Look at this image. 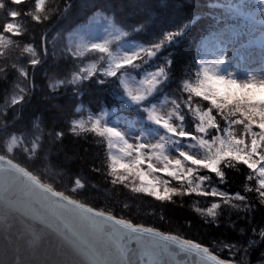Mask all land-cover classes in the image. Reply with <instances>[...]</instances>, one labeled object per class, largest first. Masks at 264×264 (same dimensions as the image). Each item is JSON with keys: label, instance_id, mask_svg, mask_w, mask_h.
<instances>
[{"label": "snow or ice", "instance_id": "obj_1", "mask_svg": "<svg viewBox=\"0 0 264 264\" xmlns=\"http://www.w3.org/2000/svg\"><path fill=\"white\" fill-rule=\"evenodd\" d=\"M153 2L131 0L130 6L141 13L149 11ZM24 3L25 0H19L21 7ZM113 5L112 0H63L62 7L51 9L45 0H34V5L25 8L23 15L29 16L34 25L42 26L37 47L45 58L56 38L47 36L45 25L55 12L57 19L66 18L68 22L74 14L81 18L79 24L65 32L67 55L83 59L86 54L98 53L105 61L102 65L81 64L70 81L72 95L63 103L58 97L62 81H49V92L57 95L45 97L53 103L40 111L33 109L34 115L45 118V113H49L54 125L57 114L64 117L63 128L49 130L58 142L66 134L91 140L101 152L90 171L103 172L112 185L162 203L183 204L187 198L191 212L201 222L197 228L203 231L188 235L193 228L190 218H185L184 230L164 229L134 222L108 206L73 200L67 193L85 188L82 169L69 173L67 191L41 184L32 169L12 158L23 130L31 122L30 115L20 125L19 134L16 128L6 133L7 143L0 151V247L14 253L13 264H22L25 248L30 257L35 256L41 233L31 230L32 238L22 244L21 234L12 230L11 221L13 208L38 205V209L33 208L32 218L72 252L75 259L71 264H250V251L264 243V79L249 77L237 81L217 75L211 66H202L194 78L182 81L180 101H173L168 112H157L149 106L156 99L154 93L159 94L166 86L171 61L152 58L163 42L180 31L166 32L161 42L122 57L113 55L108 40L85 43L83 33L101 23L118 34L115 39L126 34L114 23ZM118 10L123 11L124 5L119 4ZM20 15L9 11L0 27V56L19 46L29 57L24 65H12L14 78L5 96L13 113L10 124L21 119L27 98L39 89V53L30 43L14 39L22 38V24H10ZM52 55L55 58L54 52ZM150 60L152 63H148ZM137 68L141 70L134 81L122 78V72L135 73ZM118 77L128 98L143 106L144 119L139 128L133 121H127L126 126L117 122L118 127H110L92 116L85 119L80 115L78 101L71 98L79 95L78 85L84 81L95 80L99 84ZM23 82L25 86H21ZM201 100L208 103L202 107ZM152 128L162 135H153ZM40 147L34 139L25 151L38 154ZM83 152L87 153L88 148ZM73 160L68 157V161ZM79 164L84 165L83 157ZM160 219L168 223L163 216ZM238 222L244 226L239 227ZM214 231L218 233L215 236L211 234ZM232 234L237 238L233 239ZM23 264H30L29 257H25Z\"/></svg>", "mask_w": 264, "mask_h": 264}, {"label": "trees", "instance_id": "obj_2", "mask_svg": "<svg viewBox=\"0 0 264 264\" xmlns=\"http://www.w3.org/2000/svg\"><path fill=\"white\" fill-rule=\"evenodd\" d=\"M255 0H154L151 9L137 13L130 4L131 0H112L115 12L114 23L121 26L125 31L124 41H138L146 47L161 42L166 32L180 31V34L174 36L171 40L163 42L159 52L152 60L159 59L161 62L165 60L171 61L170 76L159 95L174 94L181 98L180 86L182 81L191 80L196 72L202 66H211L214 71H219L216 66L214 51L209 54H203L200 46L201 38L210 32H214L228 24L233 25L236 7L245 8L246 5L255 4ZM34 0H25L24 6L21 7L19 0H0V27L3 26L9 11L21 13V15L13 20L16 24H22L23 36L21 43H30L33 49L39 53L41 64L37 66V80L39 89L34 91L27 98L25 106L21 111V119L13 123L12 110L8 108L5 96L10 89V83L14 78L13 64L24 65L29 58L21 51V47H12L6 50L0 56V151L4 150L7 140L6 133L11 128H16L20 133V125L24 123L30 115H33L31 122L28 123L24 134L21 136L22 144H17L12 158L18 160L21 165L32 169L37 179L45 185H51L54 190L67 191L69 182V173L81 172L84 177L85 188L83 191L68 192L74 200L86 201L87 203L112 208L117 215H124L126 218L134 222L144 223L146 225H157L164 229L184 230L185 218L193 221V228L188 235H195L198 231L197 225L201 222L194 216L189 208L187 198L185 203L171 204L167 202H158L153 198L131 193L130 190L124 189L122 186H114L105 179L103 172L94 173L90 171V165L97 163V154L101 152L95 144L89 140L73 138L66 134L63 141H57L54 135H49V130L54 132L56 127H64V117L56 115L57 123L54 125L49 119V113H45L44 117L35 116V111H40L44 105L50 106L52 99L45 97L57 95L49 92L47 84L49 81H62L63 86L58 94L59 102L63 103L70 99L73 92V85L70 83L73 74L83 63H95L102 65L105 63L99 57L98 53L86 54L83 59H74L67 55L64 51L66 45V31L71 29L75 24H79L81 18L73 15L72 21L68 22L66 18L57 19L55 12L52 13L51 19L46 22L45 28L48 29L47 36L49 38L56 35L55 41H51V47L47 57L43 55L41 49L37 47L40 43V35L42 32L41 25H34L31 18L23 15L25 8ZM47 7L57 9L62 7L63 0H45ZM123 4L124 10L119 11L118 5ZM256 6V5H255ZM233 8V12L230 11ZM73 9V13H74ZM151 16V18H149ZM233 18V19H232ZM59 35L57 36V34ZM59 45V46H58ZM116 47L115 43L109 45L112 52ZM55 53L53 58L52 53ZM150 60L148 63H152ZM30 70V66H29ZM140 68L135 73L129 71L124 72L134 76L140 72ZM119 77L106 79L103 83H96L95 80L84 81L78 85L77 97H71L74 101H78L81 109L80 115L87 116L98 115L105 109H112L116 114L127 116L129 119H141L144 115L142 108L136 104L128 103V96L125 94L123 87L119 83ZM26 82L21 83L25 86ZM170 85V86H168ZM156 97H159L156 95ZM10 98V97H9ZM155 100V99H154ZM152 103V102H151ZM208 102L202 101L200 106L206 105ZM55 113V109L52 110ZM37 125V126H33ZM39 138L41 145L38 154L34 152H26L25 148H29L31 140ZM87 147L88 152H83ZM26 156L33 158L27 159ZM68 157H73V161H68ZM84 158V165L79 164V159ZM77 160L76 162H74ZM66 163H70L65 166ZM163 216L168 223L161 221ZM235 219V216H233ZM239 227L244 225L238 222ZM213 236L217 232L211 233ZM233 239L237 237L232 234ZM258 239V238H257ZM264 243H260L254 247L248 256L250 264L264 263Z\"/></svg>", "mask_w": 264, "mask_h": 264}, {"label": "rangeland", "instance_id": "obj_3", "mask_svg": "<svg viewBox=\"0 0 264 264\" xmlns=\"http://www.w3.org/2000/svg\"><path fill=\"white\" fill-rule=\"evenodd\" d=\"M257 2L259 1L257 0ZM263 5H264V2H261L260 7L248 8L243 13L240 11H235L233 8H231L230 11L233 12L234 10L238 14V17L242 18L243 20L242 22H244V20L248 21V26H247L248 28L241 29L238 31H233L232 33H228L226 32V30L225 31L221 30L219 36L215 38L214 40H210L207 37L204 40H202L201 47L208 46L207 51L202 52L203 54H207L208 49L211 46V44L215 40H219L218 44L221 45V48H222L221 56L223 57V60L226 65L225 67L226 77H230L237 81H246L248 80L249 77L256 78V79H264V9H260ZM240 22L241 21H237L236 24H239ZM10 24H16V22L11 21ZM120 31L123 32L121 29ZM83 35H84L85 43L87 44L103 42L105 40L117 41V50L115 51L113 55L118 56V57L123 56V49L126 46V44L121 43L119 41L121 40L123 35L120 36L119 39H115L114 37L118 34L113 32L112 29L108 28L104 23H101L99 25L92 27L91 29L84 32ZM54 37H56V35ZM57 38L58 37H56L55 39ZM140 48H142V45L141 46L136 45V44L129 45V49L130 50L132 49L133 51H137ZM239 53L240 55L242 54L249 55L248 60H251L254 64H256V66L258 67L257 70L249 71V72L246 71V73L243 74V72L247 69L246 63H243V64L238 63L233 67L232 63L235 60V57ZM216 66L220 69L219 71H216V72H220L223 65H221L220 62H216ZM241 73L243 75L239 76ZM122 78L124 79L123 76ZM125 81H134V79L130 77L129 75H127L125 76ZM174 97L175 95L168 96V98H166V96L164 95L159 96V99H161V101L149 107L154 106L157 112H161V113L168 112L172 109L173 101H177L173 99ZM140 107L142 108L143 106L140 105ZM112 115H114V111L109 110L100 117H104L101 120L107 121L110 119L107 117L108 116L110 117ZM95 117H99V116L95 115L94 118ZM143 119H144V115H143ZM143 119L133 120L137 128L140 127L141 120ZM127 121L129 120H127L126 118H123L122 116H115V119L109 125L111 127H118L117 122H119L123 124L124 126H126ZM152 134L158 136V135H162V132L157 131L155 128H153ZM261 264H264V263H261Z\"/></svg>", "mask_w": 264, "mask_h": 264}, {"label": "water", "instance_id": "obj_4", "mask_svg": "<svg viewBox=\"0 0 264 264\" xmlns=\"http://www.w3.org/2000/svg\"><path fill=\"white\" fill-rule=\"evenodd\" d=\"M38 205H23L13 208L12 230L21 234V243L32 238L31 230L41 233L42 239L36 250L35 256L30 257L29 251L25 248L21 254V262L25 257H29L30 264H71L75 259L72 252L62 245V242L49 233L44 226L33 217V208L38 209ZM14 253L0 247V264H13Z\"/></svg>", "mask_w": 264, "mask_h": 264}, {"label": "bare ground", "instance_id": "obj_5", "mask_svg": "<svg viewBox=\"0 0 264 264\" xmlns=\"http://www.w3.org/2000/svg\"><path fill=\"white\" fill-rule=\"evenodd\" d=\"M249 58V55H245V54H242L240 55V53L235 57V60L233 61L232 65L233 67L238 64V63H246V66H247V69L243 72V74L246 73V71H255L257 70V66L256 64H254L251 60H248ZM249 69V70H248ZM242 73L239 75H243Z\"/></svg>", "mask_w": 264, "mask_h": 264}]
</instances>
